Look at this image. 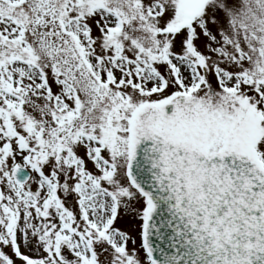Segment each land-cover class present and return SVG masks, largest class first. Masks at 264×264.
I'll return each mask as SVG.
<instances>
[{"label": "rangeland", "instance_id": "374dc122", "mask_svg": "<svg viewBox=\"0 0 264 264\" xmlns=\"http://www.w3.org/2000/svg\"><path fill=\"white\" fill-rule=\"evenodd\" d=\"M153 124L264 163V0H0V264H148L125 168ZM79 185L109 227L87 225Z\"/></svg>", "mask_w": 264, "mask_h": 264}, {"label": "water", "instance_id": "95a60500", "mask_svg": "<svg viewBox=\"0 0 264 264\" xmlns=\"http://www.w3.org/2000/svg\"><path fill=\"white\" fill-rule=\"evenodd\" d=\"M23 184L29 174L14 169ZM150 204L142 243L151 264H264V168L226 149L202 154L156 134L126 168Z\"/></svg>", "mask_w": 264, "mask_h": 264}, {"label": "bare ground", "instance_id": "6f19581e", "mask_svg": "<svg viewBox=\"0 0 264 264\" xmlns=\"http://www.w3.org/2000/svg\"><path fill=\"white\" fill-rule=\"evenodd\" d=\"M181 69L185 70L184 67ZM76 192L80 196L78 200L79 209H82L85 212L86 220L89 227H100V225L103 226L109 221L111 214V206L107 199L102 196H97V199L100 201L101 204L98 203L97 208L96 206L91 208L88 201L89 193L88 195L85 194V191L83 190V187H81V185L76 187ZM109 242L112 245H115L116 243L120 245L122 243L120 237L116 236L112 232L109 234ZM80 254L81 256H83V248H80Z\"/></svg>", "mask_w": 264, "mask_h": 264}, {"label": "flooded vegetation", "instance_id": "af4514ba", "mask_svg": "<svg viewBox=\"0 0 264 264\" xmlns=\"http://www.w3.org/2000/svg\"><path fill=\"white\" fill-rule=\"evenodd\" d=\"M179 110V108L177 107V105L175 106V108H174V113H173V115H175L176 113H177V111ZM160 117V116H159ZM164 120V122H166V121H169L170 120V118H166V119H163ZM186 138H182V139H178V140H180V141H182L183 142V140H184V142H186V143H188V144H192V140L190 139H186Z\"/></svg>", "mask_w": 264, "mask_h": 264}]
</instances>
